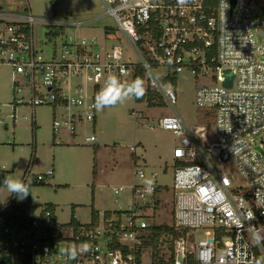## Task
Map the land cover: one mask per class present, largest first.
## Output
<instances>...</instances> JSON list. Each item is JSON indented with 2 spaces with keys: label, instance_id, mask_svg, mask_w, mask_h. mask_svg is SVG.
<instances>
[{
  "label": "built area",
  "instance_id": "2783aa9c",
  "mask_svg": "<svg viewBox=\"0 0 264 264\" xmlns=\"http://www.w3.org/2000/svg\"><path fill=\"white\" fill-rule=\"evenodd\" d=\"M101 1L105 11L96 20L114 22L115 28L105 26L106 33L120 31L140 61H124L120 46L96 52L97 40L86 37L69 38L65 45L74 50H65L62 59L43 60L34 47L32 23L45 20L0 13V64L12 68L13 103L63 106L68 115L61 123L53 120L55 133L57 127L73 130L76 122L96 120L95 97L109 75L131 83L139 65L145 72L144 91L173 105L176 91L162 78L184 70L206 77L211 71L213 84L197 88L195 104L212 112L214 138L198 143L193 132L201 128L189 131L176 113L161 118L159 127L179 138L170 196L162 199L156 182L151 191L134 184L125 212L109 219L100 215L94 227L66 229L60 239L50 237L48 212L35 213L32 229L26 230L9 224V208L0 204V264H264V0H235L233 8L232 0H214L213 7H206L208 0ZM213 48L215 54L209 56ZM225 70L233 72L231 88L223 86ZM71 73L92 83L91 95L79 84L75 94L65 92L63 78ZM23 89L26 94L20 95ZM230 167L237 176L229 175ZM136 174L146 176L141 169ZM52 176L48 170L36 181ZM73 247L78 255L69 259L61 250Z\"/></svg>",
  "mask_w": 264,
  "mask_h": 264
},
{
  "label": "rangeland",
  "instance_id": "374dc122",
  "mask_svg": "<svg viewBox=\"0 0 264 264\" xmlns=\"http://www.w3.org/2000/svg\"><path fill=\"white\" fill-rule=\"evenodd\" d=\"M104 11L101 0H0V12L8 15L30 14L45 20L32 23L34 47L43 60L62 59L65 50H74L65 45L70 43L69 38L81 40L86 37L97 40L96 52L110 49L113 45L120 46L124 61H140L125 36L113 29L114 22L107 17L96 20ZM259 17L260 13L254 15L253 27H256ZM86 20L92 21L89 26L73 28L70 25L73 21ZM57 25H63L64 31L51 34ZM105 26H112V31L106 33ZM157 73L165 74L166 70L158 69ZM212 76L213 73L208 71L206 77H194L184 70L178 74L177 83L173 86L177 94L173 105L150 108L131 96L115 106L96 109L94 122H76L73 130H69L68 126L57 127L59 132L54 133L53 120L61 123L68 112L63 106L33 108L27 103H13L12 68L2 63L0 171L4 170L8 177L21 180L28 168L27 183H36L31 193V201L38 207L36 215L44 205L52 204L61 224L70 221L72 209L74 214L76 210L75 216L82 224L90 223L93 209L101 213L125 212L133 201L132 185L147 186L145 181L148 179L161 185L160 197L165 199L172 191V155L179 138L172 131L160 128L159 121L176 113L183 118L189 131L202 129L199 133L193 132L200 137L198 143L211 142L214 138V116L196 107L195 92L201 85L213 84ZM77 84L86 93L92 94V83L81 75L71 73L64 77L62 87L68 95H73ZM22 94H26L24 89ZM25 99L29 96L25 95ZM89 136H94L96 141L86 142ZM260 138L264 139V135ZM253 144L259 150L258 142ZM140 169L145 171L144 179H139L136 174ZM48 170H54V177L45 178L43 182L36 181L37 175ZM228 170L229 175H238L233 167ZM154 172L157 174L155 180L151 178ZM115 189L121 190L115 193ZM10 196L6 187H0V204H5Z\"/></svg>",
  "mask_w": 264,
  "mask_h": 264
},
{
  "label": "trees",
  "instance_id": "16d2710c",
  "mask_svg": "<svg viewBox=\"0 0 264 264\" xmlns=\"http://www.w3.org/2000/svg\"><path fill=\"white\" fill-rule=\"evenodd\" d=\"M207 6H214V0H208L206 1V7ZM64 26H55L53 33L51 34H60L64 31ZM215 54L214 48L210 51L209 56ZM211 66L214 68L216 67L215 64L211 63ZM145 76L144 70L137 65L136 66V78L143 79ZM177 74H172L166 78H162L163 83L169 84L171 86L176 85L177 83ZM136 102L138 103H146L148 107L153 108V107H162L165 105L164 101L162 98L155 92L150 91L146 89L144 91V94L137 98H134ZM210 112V111H208ZM212 113V112H211ZM210 114V113H208ZM33 158V156H32ZM28 173V168L26 169L25 173L23 174L21 180L24 181L25 175ZM5 177H8V173L6 171H0V187H5L4 186V179ZM26 183V182H25ZM28 184V183H26ZM34 184H29L30 186V192L32 193V187ZM39 185V184H38ZM31 193L27 196V198L23 200H19L15 194H11L10 199L5 203V206L9 208V216H8V223L17 226L22 229H32V224L35 219V212L38 209L37 206L33 205L31 201ZM94 197V194L92 193V199ZM45 212H48L50 214L51 222H52V229H50L51 235L50 237H53V235L58 236L60 232L66 230V229H74L77 230L79 228H89V227H94L98 224L99 221V213L96 210H92V219L90 223L88 224H81L78 222V220L74 216V209H72V215L71 219L67 224H61L58 223L56 215H55V206L52 204H46L44 207H42L41 214H44ZM122 211H105L102 215L105 219H109L113 213H120ZM54 238V237H53ZM60 235L57 237V239H60Z\"/></svg>",
  "mask_w": 264,
  "mask_h": 264
},
{
  "label": "clouds",
  "instance_id": "9594fccd",
  "mask_svg": "<svg viewBox=\"0 0 264 264\" xmlns=\"http://www.w3.org/2000/svg\"><path fill=\"white\" fill-rule=\"evenodd\" d=\"M180 4H185L187 0H178ZM144 94V82L143 80L137 78L131 83H124L115 76L109 75L95 97V108L97 110H102L106 107L115 106L118 103H123L127 98L135 96L137 98ZM148 186L149 191H151L153 186V181L148 179L145 181ZM4 186L10 194H15L19 200L27 198L31 193L29 184H26L20 179L13 177H5ZM89 245H84V250L87 251ZM64 254L68 255L69 259H75L78 255V250L76 247L71 249H62Z\"/></svg>",
  "mask_w": 264,
  "mask_h": 264
},
{
  "label": "water",
  "instance_id": "95a60500",
  "mask_svg": "<svg viewBox=\"0 0 264 264\" xmlns=\"http://www.w3.org/2000/svg\"><path fill=\"white\" fill-rule=\"evenodd\" d=\"M235 4V0H232V8ZM224 81H223V86L226 88H231L232 87V80H233V72L231 70H225L224 71Z\"/></svg>",
  "mask_w": 264,
  "mask_h": 264
},
{
  "label": "crops",
  "instance_id": "0c3cea01",
  "mask_svg": "<svg viewBox=\"0 0 264 264\" xmlns=\"http://www.w3.org/2000/svg\"><path fill=\"white\" fill-rule=\"evenodd\" d=\"M0 13H4V12H0ZM4 14H7V13H4ZM135 100V99H134ZM96 141V140H95ZM94 141V142H95ZM87 142V141H86ZM2 171H4V170H2ZM28 171H30L29 169H28ZM52 177H54V170H53V176ZM60 186H63V184L62 185H60ZM133 186V185H132ZM66 187H67V185H66ZM131 190H132V187H131ZM97 212L99 213V215H102L103 213H101L99 210H97ZM55 215H56V208H55ZM76 215V210H75V214H74V216ZM56 218H57V221H58V217H57V215H56ZM75 218H76V216H75ZM77 219V218H76ZM78 220V219H77ZM78 222H80L79 220H78ZM58 223H60L59 221H58ZM81 223V222H80ZM82 224V223H81Z\"/></svg>",
  "mask_w": 264,
  "mask_h": 264
}]
</instances>
